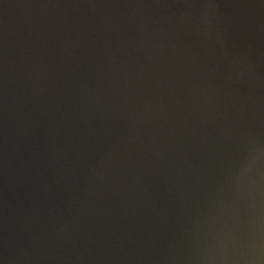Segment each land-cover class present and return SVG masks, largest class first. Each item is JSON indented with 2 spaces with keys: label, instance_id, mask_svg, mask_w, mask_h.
<instances>
[{
  "label": "water",
  "instance_id": "95a60500",
  "mask_svg": "<svg viewBox=\"0 0 264 264\" xmlns=\"http://www.w3.org/2000/svg\"><path fill=\"white\" fill-rule=\"evenodd\" d=\"M0 264H264V0H0Z\"/></svg>",
  "mask_w": 264,
  "mask_h": 264
}]
</instances>
